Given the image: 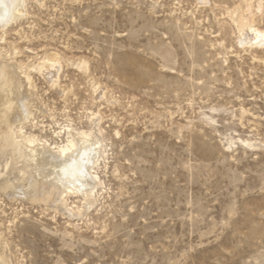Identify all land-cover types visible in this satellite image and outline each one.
Masks as SVG:
<instances>
[{
  "label": "rangeland",
  "instance_id": "obj_1",
  "mask_svg": "<svg viewBox=\"0 0 264 264\" xmlns=\"http://www.w3.org/2000/svg\"><path fill=\"white\" fill-rule=\"evenodd\" d=\"M239 2L24 0L0 30L23 132L63 145L98 114L106 152L82 217L0 192L10 264H264V48L238 45ZM53 52L55 83L31 69Z\"/></svg>",
  "mask_w": 264,
  "mask_h": 264
},
{
  "label": "bare ground",
  "instance_id": "obj_2",
  "mask_svg": "<svg viewBox=\"0 0 264 264\" xmlns=\"http://www.w3.org/2000/svg\"><path fill=\"white\" fill-rule=\"evenodd\" d=\"M242 1L243 5L239 2L230 11L238 31L237 43L240 47L262 49L264 30L255 21L259 13L262 15L264 0ZM23 4L24 0H0L2 36L11 22L23 15ZM5 56L0 55V192L8 198L20 196L42 202L62 214L82 217L96 202L101 188L96 168L105 158L106 148L100 116L90 118L89 131L68 129L69 138L63 145L25 134L22 128L31 114L29 102H36L32 81L21 65ZM59 59L56 53H50L38 59L31 69L43 70L45 75L52 73L49 79L55 83ZM70 195L83 201L75 210L67 206ZM8 258L0 252V264H10Z\"/></svg>",
  "mask_w": 264,
  "mask_h": 264
}]
</instances>
